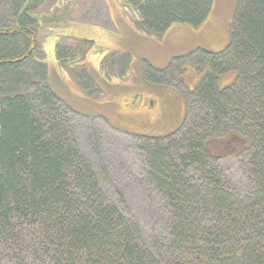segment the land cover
Listing matches in <instances>:
<instances>
[{
  "label": "trees",
  "instance_id": "obj_1",
  "mask_svg": "<svg viewBox=\"0 0 264 264\" xmlns=\"http://www.w3.org/2000/svg\"><path fill=\"white\" fill-rule=\"evenodd\" d=\"M37 1L0 0L6 12L0 19V255H9L3 264H152L150 257L156 264L166 259L165 264H264V0H239L224 51L179 57L193 67L196 56L202 57V68L208 69L188 94L206 112L185 139L186 154L198 158L201 174L194 180L187 167L180 169L161 151L151 154L150 177L180 213L173 214V241L150 256L133 239L129 222L106 201L98 176L77 148L73 117L50 90L47 65L34 56L39 19L44 20L37 15ZM121 1L136 15L135 29L157 39L172 24L197 29L212 5L211 0ZM76 43L79 56L63 43L55 57L79 89L93 95L85 59L94 44ZM108 60L118 62L121 72L107 75L102 67L106 78L128 76V54L107 52L100 66ZM175 61L165 69L149 68L145 78L158 83V76L183 64ZM231 72L234 82L219 89V77ZM140 138L156 140L135 137ZM237 141L246 143L241 151L223 156L207 148L231 149ZM242 155L258 181L245 196L229 193L217 164ZM193 205L206 207L211 217L196 220ZM201 219L209 220L207 227L199 225Z\"/></svg>",
  "mask_w": 264,
  "mask_h": 264
},
{
  "label": "rangeland",
  "instance_id": "obj_2",
  "mask_svg": "<svg viewBox=\"0 0 264 264\" xmlns=\"http://www.w3.org/2000/svg\"><path fill=\"white\" fill-rule=\"evenodd\" d=\"M211 1V12L206 22L212 7L218 6L217 0ZM37 5V15L44 20L39 19V48L34 56L47 65V84L73 117L71 124L79 152L98 176L106 201L115 206L131 225L133 239L142 252L147 256L151 253L154 255L155 250L163 245V251H166L173 241L171 236H175L171 230L173 214L176 209L180 213V206L164 196L150 177L151 154L156 150L161 151L166 160L175 161L180 169L187 167L189 176L194 180L200 176L201 172L195 165L198 158H188L185 139L206 114L205 110L194 105L188 95L208 72V69L202 68L204 59L196 56L198 66L195 67L194 62V68L186 63L187 60L179 58L180 54L185 56L194 48L177 54L175 47L169 50L167 57L156 62L151 56L154 53L145 49L147 46H144L142 38L134 37L136 33L144 38L147 36L135 29L137 17L121 0H38ZM5 15L6 12L0 10L1 20ZM227 16L228 10L220 14V22L214 27L216 38L209 40L207 46L222 44L230 36L233 20L228 22ZM77 39L94 44L85 59V67L93 81V95L79 89L56 61L55 48L63 43L74 51L75 57L79 56ZM112 51L127 53L130 57L129 73L124 81L107 80L100 72L103 67L107 75L119 77L121 67L118 62L108 60L104 66H100L105 53ZM207 51L215 53L213 50ZM174 61L176 65L182 61L183 64L166 75L158 76V84L146 82L144 72L150 71L148 67L145 68L146 65L164 69ZM231 74L235 75L231 72L219 77V89L228 86L226 82ZM135 137L156 140L146 141ZM242 143L237 141L231 149L218 150L213 145L207 148L223 156L224 153L240 152L246 144L245 141ZM247 160L248 157L242 155L227 157L217 163L224 177L222 184L231 190L229 193L245 196L257 184ZM191 210L196 220L200 215L211 217L204 206L195 209L193 205ZM208 221L201 219L199 225L207 227ZM177 238H180L179 234ZM8 258V254L0 255V264ZM169 261L166 259L163 264ZM150 263H158L157 258L150 257Z\"/></svg>",
  "mask_w": 264,
  "mask_h": 264
},
{
  "label": "crops",
  "instance_id": "obj_3",
  "mask_svg": "<svg viewBox=\"0 0 264 264\" xmlns=\"http://www.w3.org/2000/svg\"><path fill=\"white\" fill-rule=\"evenodd\" d=\"M227 1L228 0H217L218 6L216 5V6L212 7V13L209 17L208 22H206L207 18H208L207 17L206 20L203 22V24L200 27H198L197 29H194V28H192L188 25H185V24H172L171 26H169L165 30V32L163 33V35L160 39H157L155 37H151L148 35H146L147 37L144 38V37L139 36L138 33L134 34V37L135 38H138V37L142 38L143 42L145 43L144 46H147V48H145V49L150 50L154 53L153 55L151 54V56L156 62H159V61L163 60L165 57H167L169 50L174 49L175 47H177V49H178L177 54H180L183 51H186V52L190 51L191 48L195 49V50L192 49L193 52L196 50H203L205 52H206V50H209V51L213 50L212 52H215L214 54L220 53L228 47V45L230 43V39H231L230 36L226 37V39L224 40V42L222 44H216V43L211 44L210 46L218 45V46L214 47L213 49H209L210 46H207V42L209 40L214 41V38H216L214 27L216 26L217 23L219 24V22H220V14H222L226 10H228V16H227L228 22L233 20V18L235 16V13L237 10L236 4H238L239 0H230L229 2H227ZM205 22H206V24H205ZM230 27H231V25H230ZM230 33H231V29H230ZM38 42H39V39H38ZM200 48H202V49H200ZM112 52H115V51H112ZM119 53H123V52H119ZM180 55H181V57H183L182 54H180ZM130 63H131V61H130ZM57 64H58V62H57ZM170 64H171V62H170ZM129 67H130V64H129ZM146 67L154 68L149 64L146 65L145 68ZM167 67H168V65H167ZM154 69H156V68H154ZM157 70H161V69H157ZM206 70H207V68H206ZM234 77H235L234 74H231L229 76V80H227L228 82H226V84H228V86L233 82ZM106 79L107 80H118L116 78H106ZM144 79L148 83H153V82L148 81L145 78V76H144ZM124 80L121 79L119 81H124ZM226 87H227V85H226Z\"/></svg>",
  "mask_w": 264,
  "mask_h": 264
}]
</instances>
